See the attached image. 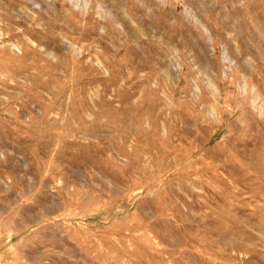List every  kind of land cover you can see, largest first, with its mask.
<instances>
[{
    "label": "rangeland",
    "instance_id": "obj_1",
    "mask_svg": "<svg viewBox=\"0 0 264 264\" xmlns=\"http://www.w3.org/2000/svg\"><path fill=\"white\" fill-rule=\"evenodd\" d=\"M0 264H264V0H0Z\"/></svg>",
    "mask_w": 264,
    "mask_h": 264
}]
</instances>
